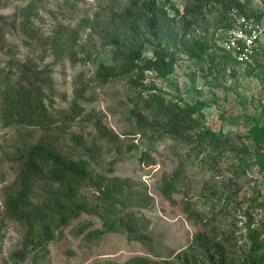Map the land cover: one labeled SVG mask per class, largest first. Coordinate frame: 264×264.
<instances>
[{
    "label": "rangeland",
    "instance_id": "1",
    "mask_svg": "<svg viewBox=\"0 0 264 264\" xmlns=\"http://www.w3.org/2000/svg\"><path fill=\"white\" fill-rule=\"evenodd\" d=\"M133 1L0 0V264H182L201 231L229 235L238 264L250 255L249 233L264 237V140L255 127L264 128V58L248 65L221 55L230 9L209 3L188 35L208 40L209 63L183 56L167 79L148 72L146 81L167 100L205 103L201 127L229 137L221 154L203 147L187 160L189 145L140 130L130 76L96 79L99 63H112V35L124 28L117 16ZM162 1L172 14L171 6L183 13L192 6ZM239 1L264 21V0ZM144 55L152 56L150 44ZM20 86L32 90L42 102L34 110L44 113L31 115ZM47 129L67 153L90 161L102 189L113 178L126 183L127 205L111 213L101 187L83 186L82 211L48 232L40 223L39 238L27 243L29 227L8 217L5 201L25 151ZM175 173L177 189L166 193ZM45 188L37 187L35 203L51 197ZM200 253L193 258L204 262Z\"/></svg>",
    "mask_w": 264,
    "mask_h": 264
},
{
    "label": "trees",
    "instance_id": "2",
    "mask_svg": "<svg viewBox=\"0 0 264 264\" xmlns=\"http://www.w3.org/2000/svg\"><path fill=\"white\" fill-rule=\"evenodd\" d=\"M189 1L192 6L186 8L184 13L176 6H171L175 11L172 14L166 2L162 0H134L117 16L122 17L124 28L116 30L111 37L110 44L115 46L112 49V63H99L96 71V79L102 83L130 76L127 80L131 91L129 103L134 106L133 112L138 117L137 125L140 130H151L157 133L159 139L168 137L179 144L189 145L187 160L193 158L191 150H194L197 157L199 152L195 150H201L203 147L205 150L212 149L217 155L221 154L219 150L229 137L222 131L216 132L212 128L201 127V111L206 106L205 103L167 100L156 83L146 81L148 72L153 71L157 77L167 79L175 72L178 60L185 55L194 62L209 63L208 40L204 37L188 36L192 22L201 14L205 4L219 3L223 4L226 10L230 9L224 30L230 26V14L234 8L239 13L251 15L244 11L239 0ZM146 44L152 46L150 57L144 55ZM221 53L228 60L236 62L229 53ZM263 58V55H259L254 63H259ZM209 67L211 69V65ZM19 93L27 96L31 115L39 116L44 113L34 110V107L42 102L33 96L30 88L20 86ZM74 110L79 112L78 109ZM41 117H44V114ZM255 127L263 132L262 139L257 137L259 141H263L264 128L258 125ZM199 128L201 129L198 133H192ZM147 159L153 161L150 157ZM178 180V173H175L171 180L165 182L164 191H176ZM40 183L46 186L45 191L50 193L51 197L41 203H35V192ZM94 184L101 187L111 213L126 207V183L113 178L106 182L105 188L102 189V183L94 180L90 161L67 153L52 131L47 129L38 142L30 145L24 153V163L18 177L8 187L6 213L11 219L29 227L26 240L30 243L35 237L39 238L35 235L40 231V223L48 232L55 229V224H66L69 219L77 216L85 207L77 198L78 190ZM129 232H134L133 228ZM140 237L148 238L145 235ZM230 239L229 235L218 236L214 231L199 232L195 245L187 250L182 264H234L235 260L231 259L228 249ZM249 240L250 255L239 260L238 264H264V237L262 238L260 232L252 230ZM197 249H200L204 262H200L201 258L199 262L193 258Z\"/></svg>",
    "mask_w": 264,
    "mask_h": 264
},
{
    "label": "built area",
    "instance_id": "3",
    "mask_svg": "<svg viewBox=\"0 0 264 264\" xmlns=\"http://www.w3.org/2000/svg\"><path fill=\"white\" fill-rule=\"evenodd\" d=\"M230 17V26L222 35V51L229 53L238 64H254L259 55L264 56V21L256 15L237 11H232Z\"/></svg>",
    "mask_w": 264,
    "mask_h": 264
}]
</instances>
